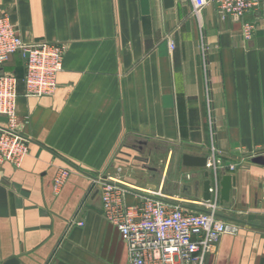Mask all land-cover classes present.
<instances>
[{"label": "crops", "instance_id": "obj_1", "mask_svg": "<svg viewBox=\"0 0 264 264\" xmlns=\"http://www.w3.org/2000/svg\"><path fill=\"white\" fill-rule=\"evenodd\" d=\"M4 12L24 41L67 50L53 96H25L20 79L29 154L0 166V264H128L97 180L120 182L130 205L152 188L202 211L208 169L182 157L208 158L214 143L236 178L218 213L264 215V165L251 161L264 154V0L246 15L257 24L250 41L241 21L214 4L196 15L190 0H0ZM219 217L239 232L205 264H264V221Z\"/></svg>", "mask_w": 264, "mask_h": 264}, {"label": "built area", "instance_id": "obj_2", "mask_svg": "<svg viewBox=\"0 0 264 264\" xmlns=\"http://www.w3.org/2000/svg\"><path fill=\"white\" fill-rule=\"evenodd\" d=\"M199 15L210 4L216 5L223 19L241 21L242 35L250 41L257 24L246 15L258 9L263 0H190ZM170 47L174 44L170 42ZM203 52L206 46H202ZM67 45L47 41H24L8 12L0 14V166L9 163L20 167L29 154L28 141L20 133L17 99L21 93L20 79L6 65L12 56L21 54L24 61L23 94L27 97L53 96L58 89V75L63 69ZM205 59V54H204ZM206 60V59H205ZM4 117L7 120L2 121ZM207 158L211 178V199L204 201L206 211L184 208L160 189H146L142 200L126 201V190L120 182L98 179L105 218L120 232L126 242L128 264H205L225 234H237L239 226L218 216L221 178L233 172L235 165H224L216 155ZM224 173V174H222ZM68 168L59 169L54 187L61 189ZM168 200V201H167ZM170 200V201H169ZM173 201V202H172ZM83 226L84 221H78Z\"/></svg>", "mask_w": 264, "mask_h": 264}, {"label": "water", "instance_id": "obj_3", "mask_svg": "<svg viewBox=\"0 0 264 264\" xmlns=\"http://www.w3.org/2000/svg\"><path fill=\"white\" fill-rule=\"evenodd\" d=\"M2 121H6L7 119L2 117ZM183 164L186 166H192V167H206L207 165V158L206 157H200V156H193L190 154H184L182 157ZM251 161L256 164L264 165V154L255 155L252 157ZM205 176L207 177V180L204 183V201H209L212 197L210 192L211 187V180L208 178L210 176L209 170L205 172ZM236 184V178L235 176L231 174H224L221 178L220 185H221V197H220V204L225 205L228 204L232 197V191L233 187ZM206 211V210H202ZM218 216L225 217L230 219L231 221L239 222L242 224L247 225H255L253 221L255 219H259L264 221V215H257V214H250L247 217H231L226 216L224 214L218 213ZM258 226H262L261 224H258Z\"/></svg>", "mask_w": 264, "mask_h": 264}, {"label": "rangeland", "instance_id": "obj_4", "mask_svg": "<svg viewBox=\"0 0 264 264\" xmlns=\"http://www.w3.org/2000/svg\"><path fill=\"white\" fill-rule=\"evenodd\" d=\"M17 55H19V59H18L19 61L17 60V62L14 65H15V67L18 68V71H16L17 69L12 70V69L9 68L10 62L6 65L5 70L6 71L11 70V72L16 74V76L19 79H21V78H23L22 75H24V61H23V58H22L21 54H17Z\"/></svg>", "mask_w": 264, "mask_h": 264}, {"label": "trees", "instance_id": "obj_5", "mask_svg": "<svg viewBox=\"0 0 264 264\" xmlns=\"http://www.w3.org/2000/svg\"><path fill=\"white\" fill-rule=\"evenodd\" d=\"M9 71H11V70H9ZM17 71V70H16Z\"/></svg>", "mask_w": 264, "mask_h": 264}]
</instances>
